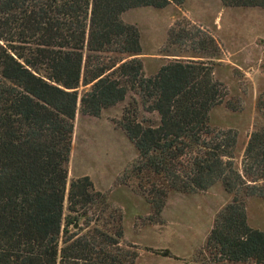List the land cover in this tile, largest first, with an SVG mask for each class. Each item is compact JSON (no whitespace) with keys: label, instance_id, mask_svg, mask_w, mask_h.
I'll use <instances>...</instances> for the list:
<instances>
[{"label":"trees","instance_id":"1","mask_svg":"<svg viewBox=\"0 0 264 264\" xmlns=\"http://www.w3.org/2000/svg\"><path fill=\"white\" fill-rule=\"evenodd\" d=\"M186 1L0 0V264H137L138 247L123 240L122 210L89 176L68 181L77 111L100 117L130 93L138 98L117 124L138 158L124 184L135 180L159 217L171 191L221 182L233 200L216 217L207 250L215 263L264 264V231L249 225L246 210V198H264V127L252 133L240 169L237 134L210 126L228 95L202 59L218 53L215 39L172 31L173 44L200 37L199 53L147 77L136 57L139 29L122 19ZM221 2L264 9V0ZM259 107L264 116V96Z\"/></svg>","mask_w":264,"mask_h":264},{"label":"rangeland","instance_id":"2","mask_svg":"<svg viewBox=\"0 0 264 264\" xmlns=\"http://www.w3.org/2000/svg\"><path fill=\"white\" fill-rule=\"evenodd\" d=\"M122 19L139 29L142 54L136 57L143 61L147 77L170 61L193 58L190 56L199 53L195 48L200 37L194 42L187 37L173 44L169 41L172 31H203L215 39L218 53L211 51L202 59L213 65L214 76L227 88L228 95L212 109L210 126L237 134L234 159L241 169L252 133L264 127L259 107L260 97L264 96V9L229 7L221 0H187L162 9H132ZM88 89L81 86L80 92ZM133 98L138 96L130 93L125 101L103 110L100 117L77 111L69 184L89 176L96 190L107 194L110 204L122 210L123 240L138 247L137 264H255L215 263L206 248L216 217L233 200L221 182L198 193L171 191L159 217L137 191L135 180L124 184V174L137 160L138 151L117 123ZM142 116L158 120L157 114L141 111ZM246 210L249 225L264 231V198H246Z\"/></svg>","mask_w":264,"mask_h":264},{"label":"water","instance_id":"3","mask_svg":"<svg viewBox=\"0 0 264 264\" xmlns=\"http://www.w3.org/2000/svg\"><path fill=\"white\" fill-rule=\"evenodd\" d=\"M78 227V224H75V228H77Z\"/></svg>","mask_w":264,"mask_h":264}]
</instances>
